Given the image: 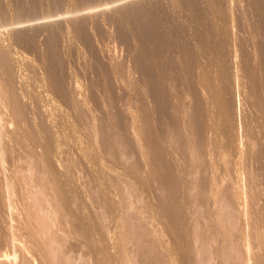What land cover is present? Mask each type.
<instances>
[{
    "label": "rangeland",
    "instance_id": "1",
    "mask_svg": "<svg viewBox=\"0 0 264 264\" xmlns=\"http://www.w3.org/2000/svg\"><path fill=\"white\" fill-rule=\"evenodd\" d=\"M92 1L0 0V255L264 264V0Z\"/></svg>",
    "mask_w": 264,
    "mask_h": 264
},
{
    "label": "bare ground",
    "instance_id": "2",
    "mask_svg": "<svg viewBox=\"0 0 264 264\" xmlns=\"http://www.w3.org/2000/svg\"><path fill=\"white\" fill-rule=\"evenodd\" d=\"M55 1H56V0H55ZM83 1H84V3H86V4L88 3V0H83ZM85 1H87V2H85ZM90 1H92V0H89V2H90ZM93 1H94V0H93ZM93 1H92V2H93ZM184 1H185V0H184ZM50 2H51V1H50ZM79 2L81 3L82 1H79ZM187 2H188V0H187ZM189 2L192 3V2H194V1L192 0V1H189ZM189 2L187 3V5L189 4ZM36 3H38V2H36ZM42 4H43V3H42ZM49 4H50V3H49ZM65 4H66V3H65ZM88 4H89V3H88ZM193 4H194V3L191 4V5H192L191 8H195V7H193ZM43 5H45V4H43ZM57 5H58V4H57ZM59 5H61V4H59ZM191 5H189V6H191ZM106 6H107V5H106ZM34 7H35V6H34ZM37 7H38V6H37ZM37 7H36V8H37ZM46 7H47V6H46ZM50 7H51V6H50ZM62 7H63V6H62ZM139 7H141V6H139ZM142 7H143V6H142ZM142 7H141V8H137V10L142 9ZM43 8H44V7H43ZM143 8H144V7H143ZM32 9H33V8H32ZM51 9H52V8H51ZM61 9H62V8H61ZM53 10H54V9H53ZM57 10H59V9L57 8ZM127 10H128V9H127ZM130 10H131V9H129L128 12H131V11H132V10H131V11H130ZM143 10L145 11L146 8L142 9L141 11L139 10L138 12H140V14L137 15L136 13L133 12L134 15H133V14H132V15L134 16V17H133V18H134V21L136 20V19H135V16H137V19H139V20L141 19V20H142V21H140V22H141L140 25L143 24V29H142L141 26H138L136 30L138 31V28L140 27V31H139V33L143 31L142 34H141V36H143L144 33L146 34L147 37L145 38V39H146L145 42L147 43V39H149V38L151 37V35H149V33H148L150 28H149V29H146V32H147V30H148L147 33H146L145 30H144V29H145L144 26L147 25V24H146V23H147V19H146V21L144 20V22H146V23H145L146 25H144V23H142V22H143V19L141 18L142 16H144V15H141V12H142ZM33 11H35V10H33ZM38 11H39V10H38ZM48 11H49V10H48ZM90 11H91V10H90ZM35 12H36V11H35ZM35 12H34V13H35ZM51 12H52V11H51ZM126 12H127V11H126ZM128 12H127V14H126V15L128 16V18H129V17H132V15H128V14H130V13H128ZM145 12H146V11H145ZM145 12H144L143 14H146ZM29 13H30V11H29ZM87 13H88V11H87ZM124 13H125V12H124ZM124 13H123V14H124ZM148 13H149V12H147V15H148ZM31 14H32V13H31ZM60 14H61V13H60ZM26 15H27V13H26ZM66 15H67V14H66ZM126 15H125V16H126ZM139 15H141L140 18H138ZM127 16H126V17H127ZM126 17H125V18H126ZM121 18H122V17H121ZM123 18H124V17H123ZM125 18H124V19H125ZM133 18H132V20H133ZM130 20H131V19H130ZM130 20H128V21H130ZM132 20H131V21H132ZM139 20H138V22H139ZM116 21L119 22L120 20L117 19ZM116 21H115V22H116ZM121 21H122V20H121ZM149 21H150V20H148V22H149ZM115 22H114V23H115ZM118 22H116V25H119V24H120V23L118 24ZM123 22H124V21H123ZM123 22H122V24H123ZM126 22H127V21H126ZM135 22H136V21H135ZM135 22H134V23H135ZM129 23H130V22H129ZM136 23H137V22H136ZM192 23L194 24V22H192ZM20 24H22V23H20ZM122 24H121V25H122ZM130 24H131V23H130ZM138 24H139V23H138ZM80 25H81V24H80ZM80 25H79V26H80ZM132 25H134V24L132 23ZM83 26H84V25H83ZM83 26H81V28H82ZM130 26H131V25H130ZM147 26H148V25H147ZM81 28H80V30H81ZM86 28H87V27H86ZM118 28H119V27H118ZM120 28L123 29L122 27H120ZM78 29H79V27H77V31H78ZM82 29H83V31L81 30L82 32H81V31H78V32H80V34L83 33L84 31L86 32V30H87L88 28H87V29L82 28ZM99 29H100V28H97L96 30H99ZM121 29H120V30H121ZM100 30H101V29H100ZM116 30L118 31L119 29H116ZM120 30H119V31H120ZM77 31H76V33H77ZM119 31H118V32H119ZM123 31H127V30H124V29H123V30H121V34H120V32H119V34L122 35V32H123ZM178 31H179V30H178ZM150 32H151V31H150ZM174 32L176 33V30H175ZM179 32L182 33L183 30H182V31L180 30ZM74 33H75V32H74ZM124 33H125V36L127 37V39L129 38L128 41H127V40H124V39L126 38L125 36H124V38H121L120 36H119L120 38H119V37H117V38H119V40L122 39V40H124V41H127V43H125V44H128V42H129V45H131V44H130V41H129V40H130V37H128V36L126 35V34H128V33L123 32V34H124ZM137 33H138V32H137ZM139 33L137 34V36H138V35L140 36ZM181 33H178V34L182 35ZM78 34H79V33H78ZM78 34H76V35H78ZM80 34H79V36H77V37H79V40L82 42V39L84 38V36H85L86 34L88 35V33H86V34L84 33L85 35H83V34L80 35ZM145 34H144V36H145ZM150 34H151V33H150ZM116 35H118V34H116ZM128 35L130 36L131 34H128ZM148 35H149L150 37H148ZM80 36H83V38H80ZM141 36H140V38H141ZM56 37H57V36H56ZM85 37H87V36H85ZM122 37H123V36H122ZM133 37H135V35H133ZM152 37H153V35H152ZM152 37H151V38H152ZM58 38H59V37H58ZM58 38H57V39H58ZM140 38H137V39H140ZM55 39H56V38H55ZM84 39H85V38H84ZM84 39H83V41H84ZM137 39H136V40H137ZM87 40H88V38L85 39L86 43H85V42H83V43H84V44H87V42H88ZM136 40H135V41H136ZM152 40H155L154 37H153L151 40H149V41H152ZM158 40H160V39H158ZM124 41H122L121 43L124 44ZM137 41H138L137 43L141 45V43H142V39H141V40H137ZM139 41H141V43H140ZM149 41H148V44H147V45L150 47V44H151V43H150ZM143 42H144V39H143ZM145 42L142 43V44H145ZM159 42H160V41H159ZM149 43H150V44H149ZM81 44H82V43H81ZM152 44L154 45V43H152ZM152 44H151L150 50H153V51H154L155 49H157V52H156V54H155V55H157V54H158V51H159L158 49H160L161 47H160V48H158V47L155 48V47H154L155 45H156V46L159 45V43H157V42H156V44H155L154 46H152ZM157 44H158V45H157ZM87 45H89V43H88ZM90 45H91V44H90ZM90 45H89V46H90ZM140 45H138V48H139ZM145 45H146V44H145ZM145 45H144V48L147 47V45H146V46H145ZM85 46H86V45H85ZM89 46H88L87 48H89ZM124 46H125V45H124ZM159 46H162V45L160 44ZM74 47H75V46H74ZM126 47H127V48H128V47L131 48V47H133V46H127V45H126ZM149 47H147L145 50L150 51V50H149ZM152 47H154V49H153ZM87 48H86V49H87ZM90 48H91V46H90ZM130 48H129V49H130ZM140 48H141V47H140ZM140 48H139V49H140ZM71 49H72V48H71ZM131 49H132V48H131ZM141 49L143 50V45H142V48H141ZM161 49H162V48H161ZM161 49H160V51H161ZM163 49H164V48H163ZM167 49H168V48H167ZM87 50H88V49H87ZM72 51H74V52H73V54H74V53H75V50L72 49ZM88 51H89V50H88ZM91 51H93V49H92ZM147 51H144V52H147ZM153 51H151L152 54H153ZM151 52H150V53H151ZM154 52H155V51H154ZM75 54H76V53H75ZM91 54H92V53H91ZM92 55H93V54H92ZM92 55H91V56H92ZM153 55H154V54H153ZM75 57H76V56H75ZM75 57H74V58H75ZM95 59H96V58H95ZM95 59H94V60H95ZM92 60H93V59H92ZM94 60H93V61H94ZM94 62H95V61H94ZM98 62H99V61H97V59H96V62L93 63V64H96V63H98ZM91 63H92V62H91ZM134 63H135L136 65H138V64H137V61H134ZM134 66H135V65H134ZM149 78H150V77H148V80H149ZM145 79H147V77H145ZM145 79H144V80H145ZM150 79H151V78H150ZM146 82H147V81H146ZM149 82H150V81H149ZM147 83H148V82H147ZM77 225H78V224H77ZM41 232H42V231H41ZM72 245H73V244H72ZM70 246H71V245H70ZM66 248H67V247H66ZM66 248H65V249H66ZM68 248H69V247H68ZM72 251H73V250H72ZM12 260H13V261H12ZM0 261H2V264H7V262H8L9 264H17V255H16L15 252H12V253H9V252H8V253H3V254L0 255ZM67 263H68V262H67Z\"/></svg>",
    "mask_w": 264,
    "mask_h": 264
}]
</instances>
